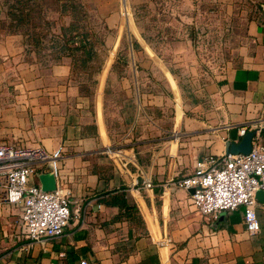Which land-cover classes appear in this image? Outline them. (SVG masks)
<instances>
[{
	"label": "crops",
	"instance_id": "obj_1",
	"mask_svg": "<svg viewBox=\"0 0 264 264\" xmlns=\"http://www.w3.org/2000/svg\"><path fill=\"white\" fill-rule=\"evenodd\" d=\"M5 11L0 0V142L60 148L56 182L70 191L71 215L60 235L30 241L19 214L0 204V264H264L263 202L260 229L251 233L242 206L205 216L176 184L196 160L238 142L240 127L259 125L264 138V16L247 21L237 61L220 75L185 93L171 77L180 117L175 110L162 125L140 85L119 87L114 101L115 88L105 90L101 76L95 89L84 88L70 56L43 65L22 33L3 27ZM161 71L172 76L167 66ZM133 80L140 82L134 73ZM115 111L128 126L118 136L107 124ZM143 117L159 134H140Z\"/></svg>",
	"mask_w": 264,
	"mask_h": 264
},
{
	"label": "rangeland",
	"instance_id": "obj_2",
	"mask_svg": "<svg viewBox=\"0 0 264 264\" xmlns=\"http://www.w3.org/2000/svg\"><path fill=\"white\" fill-rule=\"evenodd\" d=\"M1 1L6 10L2 20L6 30L17 23V19L7 15V10L18 12L15 8L23 7L26 16L18 23L19 28L42 35L36 53L43 65L54 61L57 42L53 34L60 32L62 24L73 22L79 30L89 32L92 55L82 63L78 59L80 51H74L77 59L71 58L72 74L88 91L96 88L101 76L100 83L104 80L105 90L115 88L114 101L118 99L119 87L131 83L137 92V84L140 85L145 93L152 94L151 103H148L149 97L146 99L147 107L156 124L162 125L175 110L180 117L182 101L176 100L169 89L171 77L185 93L206 79L220 75L236 63L237 48L246 38L247 21L264 16V0ZM25 38L32 41L30 36ZM134 39L140 45L134 47ZM165 66L172 76L163 75L161 69ZM133 73L139 83L134 82ZM116 113L109 117L112 123L107 124L111 134L118 136L128 126L120 124ZM139 125L141 135L159 134L157 126L148 123L145 117ZM10 205L16 215L20 214L19 206Z\"/></svg>",
	"mask_w": 264,
	"mask_h": 264
},
{
	"label": "built area",
	"instance_id": "obj_3",
	"mask_svg": "<svg viewBox=\"0 0 264 264\" xmlns=\"http://www.w3.org/2000/svg\"><path fill=\"white\" fill-rule=\"evenodd\" d=\"M245 131V127L239 128L241 135ZM60 151L57 148L46 152L41 148L0 142V204L19 206L17 223L23 236L30 241L58 236L68 224L71 215L69 189L56 182L54 189L44 190L39 180H33L40 168H44L43 172L51 171L56 178L55 159ZM44 161H48L45 167ZM176 184L190 191L191 203L205 216H216L220 211L242 206L246 230L258 232L255 192L264 189L261 127H254L248 152L223 151L196 160L193 172L178 178ZM150 185V180H144L143 187ZM80 263L85 264V260Z\"/></svg>",
	"mask_w": 264,
	"mask_h": 264
},
{
	"label": "trees",
	"instance_id": "obj_4",
	"mask_svg": "<svg viewBox=\"0 0 264 264\" xmlns=\"http://www.w3.org/2000/svg\"><path fill=\"white\" fill-rule=\"evenodd\" d=\"M22 1V0H20ZM23 8V7H22ZM22 8H15L18 10V12H14L16 10H7V15H12L13 19H17L16 24H12L8 31L11 32H20L24 36V40L32 47H29V49H34L35 52L38 50L36 49L38 45L41 43V36L42 35H36L35 32L30 31L28 28H19V22L24 20L25 13L22 12ZM34 9L33 7H29ZM39 34H41L39 32ZM30 36L32 41L29 40L28 37ZM55 37V40L57 42V48L55 50V53L53 54V59L55 61H58L62 56H71L72 60H76L74 51H80L81 58L80 59L82 63H84L88 58L91 57L93 48H92V41H91V34L84 30H79V28L72 22L69 25L62 24L60 27V32L57 34H53ZM132 45L135 47L137 45H140L137 39H134L132 42Z\"/></svg>",
	"mask_w": 264,
	"mask_h": 264
},
{
	"label": "water",
	"instance_id": "obj_5",
	"mask_svg": "<svg viewBox=\"0 0 264 264\" xmlns=\"http://www.w3.org/2000/svg\"><path fill=\"white\" fill-rule=\"evenodd\" d=\"M254 130H248L245 132L238 142H226V152H248L251 148V137ZM38 180L41 184V188L44 190H52L56 187V178L51 171L39 172ZM192 190V189H191ZM255 198L259 202L264 203V189H258L255 192Z\"/></svg>",
	"mask_w": 264,
	"mask_h": 264
}]
</instances>
